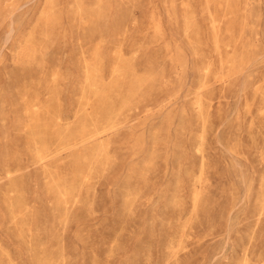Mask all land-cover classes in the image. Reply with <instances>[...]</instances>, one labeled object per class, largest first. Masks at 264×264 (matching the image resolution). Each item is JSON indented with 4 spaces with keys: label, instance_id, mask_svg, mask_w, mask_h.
I'll return each instance as SVG.
<instances>
[{
    "label": "rangeland",
    "instance_id": "374dc122",
    "mask_svg": "<svg viewBox=\"0 0 264 264\" xmlns=\"http://www.w3.org/2000/svg\"><path fill=\"white\" fill-rule=\"evenodd\" d=\"M0 264H264V0H0Z\"/></svg>",
    "mask_w": 264,
    "mask_h": 264
}]
</instances>
